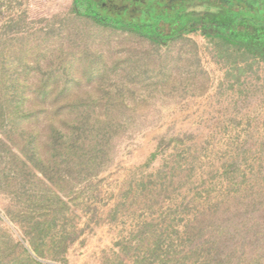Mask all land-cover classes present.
Listing matches in <instances>:
<instances>
[{
	"label": "rangeland",
	"instance_id": "1",
	"mask_svg": "<svg viewBox=\"0 0 264 264\" xmlns=\"http://www.w3.org/2000/svg\"><path fill=\"white\" fill-rule=\"evenodd\" d=\"M81 7L78 0H0V99L28 109L25 97L45 83L70 97L63 110L121 116L107 168L82 187L72 179L62 193L68 210L51 228L68 240L57 259L36 257L18 222L47 213L54 199L40 197L61 189L60 175L35 165L24 123L0 127V260L21 264L23 246L39 264H142L136 237L145 222L159 227L164 220L182 234L197 212L214 207L237 231L261 221L264 30L243 42L251 54L225 46L216 33L226 13L202 0L185 13L212 17L207 27L191 22L154 44L97 24ZM11 158L13 167L28 164L24 174L9 170ZM140 183L155 193L152 200L138 196ZM189 202V212L170 211ZM197 258L182 264H204Z\"/></svg>",
	"mask_w": 264,
	"mask_h": 264
},
{
	"label": "trees",
	"instance_id": "2",
	"mask_svg": "<svg viewBox=\"0 0 264 264\" xmlns=\"http://www.w3.org/2000/svg\"><path fill=\"white\" fill-rule=\"evenodd\" d=\"M78 1L86 15L97 24L121 28L128 34L149 40L154 44L174 39L186 31L185 26L191 22L201 23L202 27H207L212 20L210 16L200 19L185 13L187 5L202 0ZM211 1L222 7L227 16L226 19L224 18L225 22L217 26L216 37L225 46L237 47L251 54V49L243 42L251 36V33L264 30V0H243L237 3L224 0ZM219 18H216L217 22ZM46 86L42 83V88L40 86L35 95L25 97L29 105L31 104L28 109H23L20 102H9L2 95L0 127L6 129L15 122L24 123L22 128L29 131L33 137L30 154L31 158L35 159V165L41 164L45 171L60 175L61 189L56 193L50 192L53 197H50L48 192H44L40 197L48 201L54 199V204L49 206L47 213L37 211L32 216L25 214V220L18 222L25 227L24 242L28 243L36 257L57 259L59 256L57 253L62 251L68 240L67 235L53 234L51 228V224L60 217L63 219L68 210L62 193L66 195L65 188L72 179L75 178L82 187L107 168L110 161L111 141L119 130L120 121L117 120L121 116L106 110L96 113L86 109L63 110L60 106L68 103L70 97L57 91L55 93L47 91ZM6 104L8 105L5 106ZM16 127H10V132L13 134L18 132ZM10 132H5L8 144L4 146L8 154L15 158L10 152L12 148L8 140ZM22 153L25 155L24 152L18 153L20 158ZM12 158L8 165L9 170H15V175L24 174L28 164L24 166L20 162L19 166L13 167ZM45 187L49 190V186L45 185ZM136 192L142 201H150L152 195L155 196V193L144 183L137 186ZM191 204L189 202L185 205H177L170 211L180 215L194 208ZM217 210L216 207L211 208L206 215L204 212H197L194 218L185 224L182 234L172 231L169 225L163 226L164 220L159 227L145 222L136 237L139 238L137 243L143 254L141 263L182 264L185 259L202 256L204 264H264V249H262L264 207L261 208L262 218L259 219L261 221H254L240 231L233 226H225L226 222L219 220L218 215L216 217ZM38 215L39 217H35ZM145 234L148 237L144 238ZM255 242L263 244L260 247L261 251ZM20 250L21 252L16 253V256H22L21 264H39L32 258L27 248L22 246ZM0 264H4L3 260H0Z\"/></svg>",
	"mask_w": 264,
	"mask_h": 264
},
{
	"label": "flooded vegetation",
	"instance_id": "3",
	"mask_svg": "<svg viewBox=\"0 0 264 264\" xmlns=\"http://www.w3.org/2000/svg\"><path fill=\"white\" fill-rule=\"evenodd\" d=\"M225 2H234V3H237V2H241L242 0H224Z\"/></svg>",
	"mask_w": 264,
	"mask_h": 264
}]
</instances>
